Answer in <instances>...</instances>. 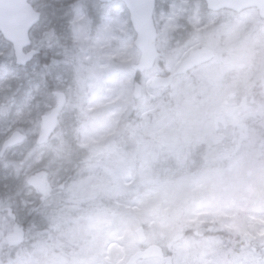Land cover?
<instances>
[{"label": "clouds", "instance_id": "obj_1", "mask_svg": "<svg viewBox=\"0 0 264 264\" xmlns=\"http://www.w3.org/2000/svg\"><path fill=\"white\" fill-rule=\"evenodd\" d=\"M135 2L0 0V264H264V0Z\"/></svg>", "mask_w": 264, "mask_h": 264}, {"label": "water", "instance_id": "obj_2", "mask_svg": "<svg viewBox=\"0 0 264 264\" xmlns=\"http://www.w3.org/2000/svg\"><path fill=\"white\" fill-rule=\"evenodd\" d=\"M10 3L16 4L19 3V0H9ZM143 0H136L135 3L130 7V17L133 20L134 23H141L143 22L144 26H147V20H148V12L147 9L142 6ZM18 15L17 11L15 9L12 10L10 13V16L14 19ZM11 20L5 21L3 13L0 12V29H3L4 27L10 26ZM146 39L150 40V37L146 36ZM141 255L146 257H152L155 260L165 261V264H172L171 260L167 257L165 258V255L158 249L153 248L150 249Z\"/></svg>", "mask_w": 264, "mask_h": 264}, {"label": "rangeland", "instance_id": "obj_3", "mask_svg": "<svg viewBox=\"0 0 264 264\" xmlns=\"http://www.w3.org/2000/svg\"><path fill=\"white\" fill-rule=\"evenodd\" d=\"M260 223L264 224V221H260ZM259 235L260 236H264V232H261ZM189 254H191V253L189 252ZM237 260L240 261V262H245L246 258L244 256L240 255L239 253H237ZM156 262H157V264H159L158 261H156Z\"/></svg>", "mask_w": 264, "mask_h": 264}, {"label": "flooded vegetation", "instance_id": "obj_4", "mask_svg": "<svg viewBox=\"0 0 264 264\" xmlns=\"http://www.w3.org/2000/svg\"><path fill=\"white\" fill-rule=\"evenodd\" d=\"M166 257V256H165ZM159 262H162V261H159ZM162 264H164V262H162Z\"/></svg>", "mask_w": 264, "mask_h": 264}]
</instances>
